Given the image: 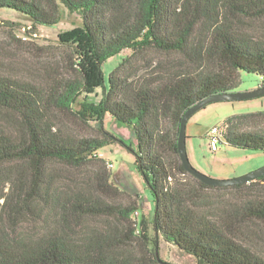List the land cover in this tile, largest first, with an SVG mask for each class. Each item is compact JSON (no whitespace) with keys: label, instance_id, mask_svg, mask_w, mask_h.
<instances>
[{"label":"trees","instance_id":"1","mask_svg":"<svg viewBox=\"0 0 264 264\" xmlns=\"http://www.w3.org/2000/svg\"><path fill=\"white\" fill-rule=\"evenodd\" d=\"M62 5L80 14L98 65L131 52L110 72L98 110L133 128L154 216L135 218L140 200L113 182L98 153L124 141L102 124L101 135H87L60 120L66 113L87 124L73 109L86 85L80 68L46 84L0 75V112L15 120V131L0 127V264H172L160 256L161 237L199 264H264L239 236L247 220L264 224V175L208 185L186 171L178 151L188 108L236 91L242 71L259 74L264 85V37L243 27L264 20V0H0V9L43 25L61 20ZM150 51L177 55L187 66L138 79L135 60ZM224 123L221 143L264 151V110ZM183 175L205 189L235 190L240 201L202 211Z\"/></svg>","mask_w":264,"mask_h":264},{"label":"rangeland","instance_id":"2","mask_svg":"<svg viewBox=\"0 0 264 264\" xmlns=\"http://www.w3.org/2000/svg\"><path fill=\"white\" fill-rule=\"evenodd\" d=\"M61 11L62 18L57 24L43 25L34 23L28 15L21 12L0 9V75L46 84L54 78L76 74L73 68H80L85 74L86 85L74 102L73 109L87 124L66 113H59V118L64 125L70 126L72 131L76 130L79 134L101 135L99 128L102 124L105 130L124 141V144L116 141L106 145L98 153L107 160L113 182L121 190L140 200L141 206L134 214L135 218L140 219L144 214L152 221L155 210L154 196L135 163L133 150L138 149V139L133 128L119 124L110 114L102 117L98 110L110 72L131 52L126 49L103 65H98L89 49V38L80 14L71 12L64 5L61 6ZM243 27L254 36L264 37V20L249 19ZM186 66V61L179 56L157 51H150L135 60L138 79L156 74L165 76ZM241 79V85L236 91H251L263 82L259 74L246 71L241 72ZM259 110H264V96L214 102L193 114L190 119L191 122L198 123V134L187 140V152L193 166L219 179L242 176L264 167V151L235 148L225 143H220L218 150L214 151L208 136V131L213 126L224 123L227 117ZM0 127L15 131L13 116L0 112ZM260 127V130L264 131V123H261ZM180 180L189 189L197 190L198 195L194 197L193 203L202 211L216 213L230 202L240 201L241 195H236L235 190L221 192L205 189L189 175L181 176ZM3 185L7 188L9 183ZM239 236L245 244L264 255L263 223L247 220L240 226ZM159 248L160 256L167 262L199 264L195 257L162 237Z\"/></svg>","mask_w":264,"mask_h":264},{"label":"water","instance_id":"3","mask_svg":"<svg viewBox=\"0 0 264 264\" xmlns=\"http://www.w3.org/2000/svg\"><path fill=\"white\" fill-rule=\"evenodd\" d=\"M261 96H264V85H260L258 88L251 91H244V92L233 91V92L212 94L186 110L181 121V127L179 132V139H178V151L180 154L181 161L188 173L194 175L196 178H198L199 180H201L202 182L208 185H221V186L241 184L244 182L254 180L264 175V167H262L247 174H244L242 176H237L234 178H227V179L214 178L195 168L191 163L187 152V123L193 114H195L199 110L205 108L207 105L214 102L245 100V99H252Z\"/></svg>","mask_w":264,"mask_h":264},{"label":"built area","instance_id":"4","mask_svg":"<svg viewBox=\"0 0 264 264\" xmlns=\"http://www.w3.org/2000/svg\"><path fill=\"white\" fill-rule=\"evenodd\" d=\"M227 128L228 125L226 123H222L221 125H215L211 128L209 138L211 140L210 146L212 150H218V146L225 138Z\"/></svg>","mask_w":264,"mask_h":264},{"label":"crops","instance_id":"5","mask_svg":"<svg viewBox=\"0 0 264 264\" xmlns=\"http://www.w3.org/2000/svg\"><path fill=\"white\" fill-rule=\"evenodd\" d=\"M197 124L198 123L196 121L195 122H191V119H189V121L187 123V135L189 137L187 138V140L197 136V134H198ZM210 130L208 131V136H209Z\"/></svg>","mask_w":264,"mask_h":264}]
</instances>
